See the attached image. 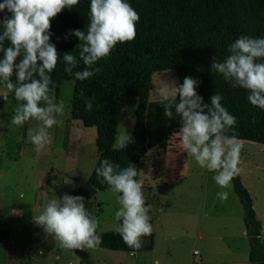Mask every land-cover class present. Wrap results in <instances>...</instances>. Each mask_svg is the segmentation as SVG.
Returning <instances> with one entry per match:
<instances>
[{
	"label": "rangeland",
	"instance_id": "374dc122",
	"mask_svg": "<svg viewBox=\"0 0 264 264\" xmlns=\"http://www.w3.org/2000/svg\"><path fill=\"white\" fill-rule=\"evenodd\" d=\"M3 0H0L2 3ZM7 10L0 12V20ZM150 99L159 100V90L178 85L175 70L153 75ZM75 80H64L56 102L64 100L61 123L49 129L50 143L39 153L27 139L37 121L23 126L10 121L21 102L11 98L0 107V264H83L75 251L60 248L53 237L34 222L52 199H63L88 179L98 161L97 128L86 127L72 117ZM138 97L127 96L118 133L132 136ZM176 130L166 149H152L143 160L140 182L152 225L151 235L141 238L151 250L129 252L96 247L85 250L95 264H251L244 209L232 180L227 189L214 181L215 173L197 165L188 156ZM241 145L240 174L254 199L264 229V144L238 140ZM227 191V201L216 193ZM109 189L85 201V208L98 220L97 233L116 231L114 213L120 207ZM196 250L198 252H196Z\"/></svg>",
	"mask_w": 264,
	"mask_h": 264
},
{
	"label": "clouds",
	"instance_id": "9594fccd",
	"mask_svg": "<svg viewBox=\"0 0 264 264\" xmlns=\"http://www.w3.org/2000/svg\"><path fill=\"white\" fill-rule=\"evenodd\" d=\"M80 0H3L0 12L7 10L10 16L0 20V97L6 102L9 92L21 102L10 121L13 126H23L28 121H37L38 127L29 129L28 141L39 153L50 143L49 129L61 123L57 117L65 111V102H56L51 94L50 73L56 68L60 56L51 40V20L65 8L71 9ZM90 23L87 31L72 30L80 44L79 58L84 69L74 73L75 79L87 80L101 69L98 61L108 57L118 43L131 42L136 37V23L140 17L126 0H91ZM10 42L5 48L4 42ZM229 55L220 61L212 58L211 72L221 75L233 87L248 91L251 105L264 109V38L240 36L228 46ZM64 71L73 75L78 60L70 52L62 57ZM15 75V83L12 80ZM198 82L186 77L182 85L159 90V101L169 119L180 117L181 127L176 133L197 165L215 173L213 179L222 189H227L234 176L239 174L241 145L236 137L229 136L236 118L222 105L223 97L215 93L210 103L196 92ZM86 110L91 111V99L85 100ZM134 138L127 130L115 137L114 149H124ZM96 174L101 183L117 194L120 207L114 217L120 223L116 231L125 244L134 250L142 247L141 238L151 235L150 205L145 206L142 183L136 177L137 169L129 164L121 168L104 159ZM221 201H227L229 193H216ZM64 250H92L101 243L97 234L98 220L89 213L81 196L64 195L63 199L50 200L39 215L33 217ZM135 254V252H133Z\"/></svg>",
	"mask_w": 264,
	"mask_h": 264
},
{
	"label": "trees",
	"instance_id": "16d2710c",
	"mask_svg": "<svg viewBox=\"0 0 264 264\" xmlns=\"http://www.w3.org/2000/svg\"><path fill=\"white\" fill-rule=\"evenodd\" d=\"M138 13L136 37L131 42L118 43L111 54L97 62L101 70L93 77L79 81L74 73L84 69L79 58L80 44L72 30L87 31L90 23L91 0H80L75 7L65 8L51 20V40L61 57L50 73L51 94L57 98L64 80H75L72 117L86 127H96L98 161L87 180L74 188L70 196H81L85 201L99 191L109 189L96 174L104 159L121 168L132 164L136 167L140 182L143 160L152 149H166L173 133L180 129V117L169 119L160 101L150 99L154 88L153 75L158 71L175 70L178 85L186 77L198 84L196 92L205 103L215 93L223 99L222 105L236 118L233 130L226 133L238 140H251L264 144V109L251 105L248 91L233 87L221 75L211 72L212 58L223 61L230 53L228 46L240 36L264 38V0H126ZM5 16H10L6 13ZM4 16V17H5ZM2 32V28H0ZM5 48L10 42L5 41ZM65 52L76 56L78 65L73 75L64 71L62 59ZM3 59V53H0ZM258 62H264L258 61ZM15 75L12 80L15 83ZM138 97L134 142L124 149H114L115 137L127 96ZM11 95L9 94V99ZM8 99V100H9ZM91 99L93 108L86 110L85 100ZM7 102V101H6ZM0 97V107L6 103ZM234 190L244 209V222L250 244L251 264H264L263 223L257 216L254 199L239 172L232 179ZM7 231L0 228V235ZM101 237L98 247L126 252L150 250V245L139 250L129 248L117 231L97 233ZM75 251L86 264H94L86 251Z\"/></svg>",
	"mask_w": 264,
	"mask_h": 264
},
{
	"label": "crops",
	"instance_id": "0c3cea01",
	"mask_svg": "<svg viewBox=\"0 0 264 264\" xmlns=\"http://www.w3.org/2000/svg\"><path fill=\"white\" fill-rule=\"evenodd\" d=\"M263 231H264V229H263ZM144 246H147V245H144ZM151 247H152V246H151ZM152 249H153V247H152ZM150 250H151V249H150ZM137 252H139V251H136L135 254H133V252H129V253H130L131 255L133 254L132 256L135 257V256L137 255ZM196 252H197V250H196ZM76 254H77V253H76ZM77 255H78V254H77ZM80 261H81V258L78 256V261H77V262L80 263ZM73 264H76V263L73 261ZM83 264H86V263L83 262ZM94 264H95V263H94ZM156 264H159V262H156Z\"/></svg>",
	"mask_w": 264,
	"mask_h": 264
},
{
	"label": "built area",
	"instance_id": "2783aa9c",
	"mask_svg": "<svg viewBox=\"0 0 264 264\" xmlns=\"http://www.w3.org/2000/svg\"><path fill=\"white\" fill-rule=\"evenodd\" d=\"M198 252V251H197Z\"/></svg>",
	"mask_w": 264,
	"mask_h": 264
}]
</instances>
